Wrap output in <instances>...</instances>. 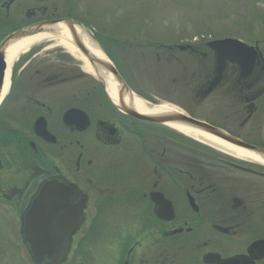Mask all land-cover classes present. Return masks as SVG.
Masks as SVG:
<instances>
[{"label":"flooded vegetation","instance_id":"1","mask_svg":"<svg viewBox=\"0 0 264 264\" xmlns=\"http://www.w3.org/2000/svg\"><path fill=\"white\" fill-rule=\"evenodd\" d=\"M87 17L81 0H0V208L21 228L32 201L55 182L84 208L72 256L82 254L77 244L105 217L118 237L119 264H264L263 165L123 114L82 62L52 40L8 66L10 48L22 42L14 35L65 20L88 25ZM176 51L191 74L173 85L200 95L214 54L201 45L165 54L175 59ZM263 89L260 68L240 81L228 67L214 94L237 101L212 126L264 150V97L246 121L248 101Z\"/></svg>","mask_w":264,"mask_h":264},{"label":"rangeland","instance_id":"2","mask_svg":"<svg viewBox=\"0 0 264 264\" xmlns=\"http://www.w3.org/2000/svg\"><path fill=\"white\" fill-rule=\"evenodd\" d=\"M85 2L91 26L116 41L113 44L114 41L108 40L109 44L103 40L102 43L116 58L132 88L150 100L188 110L215 125H220L222 114L228 108L234 109L233 97L221 90L203 104H196L192 95H186L182 83L173 85L175 80L190 77L191 73H186L182 66L185 61L190 62L177 54L172 59L158 46L183 44L201 35L207 40L232 37L251 46L258 43L264 55V0ZM260 103L264 108V99ZM13 216L10 210L0 208V264H33L22 245L20 224H16ZM117 238L115 228L103 217L77 244L82 255H71L64 264H119L116 248L111 246L115 241L117 247Z\"/></svg>","mask_w":264,"mask_h":264},{"label":"water","instance_id":"3","mask_svg":"<svg viewBox=\"0 0 264 264\" xmlns=\"http://www.w3.org/2000/svg\"><path fill=\"white\" fill-rule=\"evenodd\" d=\"M55 29L44 25L42 27L31 29L20 33L16 38L24 39L31 38L43 34H54L55 36H63V28L69 34L70 42L81 52L87 59L99 79L103 82L106 89L111 86L110 77L117 84L118 106L122 112L133 115L136 118L152 122H173L183 125H188L196 128L206 134L221 139L228 144L250 151L264 158V151L247 146L240 141L234 140L221 131L212 128L209 125L194 121L190 118L181 115H165L157 114L147 116L135 109V98L132 97L131 91L121 76L118 74L114 65L105 59H101L91 52L85 44L87 33L82 25H77L71 21H66L61 24H56ZM80 30L83 35L78 34ZM211 47L217 52L220 58V68L217 70L218 77L212 83L206 92H203V97L209 95L215 87L220 83L223 76L224 65L226 62L238 64L244 77H248L254 67L259 65L258 53L255 49L246 47L234 41H220L211 44ZM127 96L130 98L129 104H126ZM131 96V97H130ZM149 110H155L156 107L149 105ZM67 191L63 187L55 183H49L45 186L41 194L32 204L29 212L25 217V228L23 231L24 242L28 245L29 253L35 264H44L45 262H56L64 259L65 254L69 249V244L72 236L76 233L80 220L74 222L72 211L68 198H65Z\"/></svg>","mask_w":264,"mask_h":264},{"label":"bare ground","instance_id":"4","mask_svg":"<svg viewBox=\"0 0 264 264\" xmlns=\"http://www.w3.org/2000/svg\"><path fill=\"white\" fill-rule=\"evenodd\" d=\"M64 35L61 36L60 38H52L46 35L43 36H38V37H33L26 39L22 41L21 43L17 44L16 46H13L10 48L7 56V64L10 67L12 63L24 52H26L30 47L37 45L41 42L47 41V40H52L55 42L57 45L65 48L71 55H73L77 60L82 62L83 64V70L91 75L94 76L95 73L92 69V67L89 65L88 61L79 53V51L70 43L69 40V34L66 31L65 28H63ZM78 34L83 35V33L78 30ZM85 44L86 46L95 54L96 56H99L101 59H105V55L103 52L100 50L99 46L96 44L95 40L89 35L87 38H85ZM110 82H111V87L109 88V93L110 97L113 102H118V92H117V84L113 81V79L110 77ZM126 104L129 103V97L127 96L126 99ZM135 108L137 111H139L142 114H145L147 116H154L157 114H163V113H169L172 112V108L169 105H163L159 109L155 110H149L147 109L145 103H143L141 100H136L134 104ZM171 128L174 130L180 132L181 134H184L186 136L192 137V138H198L200 140H203L204 142L211 144L213 146H216L217 148L221 149L224 152H228L231 155H234L235 157H238L240 159H247V160H253V161H259L260 158L256 156L253 153H250L248 151L239 149L235 146L228 145L224 143L223 141L209 136L205 133H201L199 131H195L193 129L180 126V125H169Z\"/></svg>","mask_w":264,"mask_h":264},{"label":"snow or ice","instance_id":"5","mask_svg":"<svg viewBox=\"0 0 264 264\" xmlns=\"http://www.w3.org/2000/svg\"><path fill=\"white\" fill-rule=\"evenodd\" d=\"M69 212H71V210H69Z\"/></svg>","mask_w":264,"mask_h":264}]
</instances>
